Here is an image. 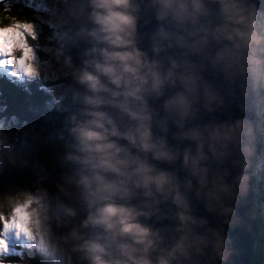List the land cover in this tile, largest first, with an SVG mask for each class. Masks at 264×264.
<instances>
[{
    "label": "clouds",
    "instance_id": "obj_1",
    "mask_svg": "<svg viewBox=\"0 0 264 264\" xmlns=\"http://www.w3.org/2000/svg\"><path fill=\"white\" fill-rule=\"evenodd\" d=\"M262 173L261 0H0V264H227Z\"/></svg>",
    "mask_w": 264,
    "mask_h": 264
},
{
    "label": "water",
    "instance_id": "obj_2",
    "mask_svg": "<svg viewBox=\"0 0 264 264\" xmlns=\"http://www.w3.org/2000/svg\"><path fill=\"white\" fill-rule=\"evenodd\" d=\"M264 3V0H261ZM223 117H206V119H222ZM231 179V177H230ZM195 214L207 219L213 229L222 230L232 241L234 249L227 264H253L256 246L259 242V228L252 203V189L247 196L234 204L235 216L231 223L225 224L219 212H209L203 202L193 200ZM219 264V262H218Z\"/></svg>",
    "mask_w": 264,
    "mask_h": 264
},
{
    "label": "trees",
    "instance_id": "obj_3",
    "mask_svg": "<svg viewBox=\"0 0 264 264\" xmlns=\"http://www.w3.org/2000/svg\"><path fill=\"white\" fill-rule=\"evenodd\" d=\"M258 181V182H257ZM261 182V181H260ZM259 188V180H256L254 182V186H253V189H254V193H253V202H254V206H255V211H256V219L259 223V228L260 230L262 229L263 230V227H264V217L261 215V212L259 211V208L257 206V202H259V198H260V194L259 193H256V190ZM256 189V190H255ZM261 234V233H260ZM260 240L258 242V244L260 243H264L262 242V238H261V235L259 236ZM253 264H259V261H258V258H257V255L255 254L254 255V260H253Z\"/></svg>",
    "mask_w": 264,
    "mask_h": 264
}]
</instances>
